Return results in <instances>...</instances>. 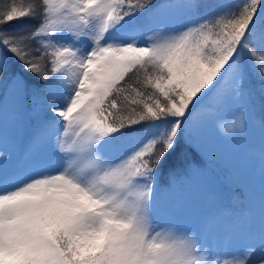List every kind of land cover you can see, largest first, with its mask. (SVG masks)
<instances>
[{"label":"snow or ice","instance_id":"1","mask_svg":"<svg viewBox=\"0 0 264 264\" xmlns=\"http://www.w3.org/2000/svg\"><path fill=\"white\" fill-rule=\"evenodd\" d=\"M256 127L264 0H0V264H264Z\"/></svg>","mask_w":264,"mask_h":264},{"label":"rangeland","instance_id":"2","mask_svg":"<svg viewBox=\"0 0 264 264\" xmlns=\"http://www.w3.org/2000/svg\"><path fill=\"white\" fill-rule=\"evenodd\" d=\"M236 131L241 138L232 144L224 145L225 151L231 153L237 161L236 171L238 172V180H230L229 177L233 175V170L230 168L223 169L230 184L229 193H227L234 208L243 207L247 194L252 197L257 208H259L261 200L264 199V176L261 174L259 160L246 158L253 145L258 148L259 145L257 144L259 143H256L255 139L258 138L259 133L254 135L252 130L248 135H244L243 129ZM241 197H243V202L239 201Z\"/></svg>","mask_w":264,"mask_h":264},{"label":"trees","instance_id":"3","mask_svg":"<svg viewBox=\"0 0 264 264\" xmlns=\"http://www.w3.org/2000/svg\"><path fill=\"white\" fill-rule=\"evenodd\" d=\"M253 133H254V135L257 133H259V129H258V127H256L255 129H253ZM255 141H256V143H259V136H258V138H256L255 139ZM255 143V144H256ZM257 145H259V144H257ZM229 183H228V181H227V179H226V177H225V172H224V170H222V172H221V187H222V190L224 191V193H225V203H227V204H229L231 207H232V203H231V201H230V197H229V195H228V193H229ZM228 192V193H227ZM239 196V195H238ZM240 202H243V197H241V199L239 200Z\"/></svg>","mask_w":264,"mask_h":264}]
</instances>
